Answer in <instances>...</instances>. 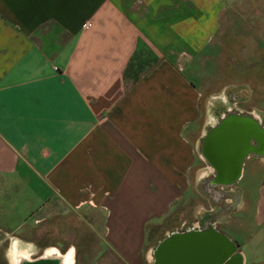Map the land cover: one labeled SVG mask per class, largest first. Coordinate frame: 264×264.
Segmentation results:
<instances>
[{
	"label": "crops",
	"instance_id": "0c3cea01",
	"mask_svg": "<svg viewBox=\"0 0 264 264\" xmlns=\"http://www.w3.org/2000/svg\"><path fill=\"white\" fill-rule=\"evenodd\" d=\"M231 1L0 0V198L30 193L23 210L1 213L0 248L14 238L30 246V223L58 233L69 223L96 238L90 264L154 263L176 204L204 177L200 143L218 121L186 64L208 54ZM257 166L249 174L261 184L240 200L258 233L224 221L246 216L243 207L213 220L255 242L249 255L239 249L244 264H264Z\"/></svg>",
	"mask_w": 264,
	"mask_h": 264
},
{
	"label": "rangeland",
	"instance_id": "374dc122",
	"mask_svg": "<svg viewBox=\"0 0 264 264\" xmlns=\"http://www.w3.org/2000/svg\"><path fill=\"white\" fill-rule=\"evenodd\" d=\"M206 53L208 54L201 57L198 61L186 64L185 74L197 86L202 85L205 96L203 110H206L208 118L218 117L219 111L231 108L234 103V106L239 111L256 113L264 119V0H232L224 12L221 32ZM197 69L200 70L201 83H199L200 79L195 77L194 70L197 71ZM248 163L251 166L257 162L250 160ZM197 165V168H200L204 166V162L198 160ZM257 168L261 169L259 165ZM200 173L204 177L208 175L207 170L204 173ZM249 173L247 168L244 177L237 185L240 195H238L239 198H237L235 203L223 200L217 202L208 197L205 178H197L196 180L194 177L186 198L176 204V210L170 220L172 224L171 228H169L172 230L170 235L178 231L182 232L198 227L200 223L205 222V215H207V219L212 218L214 220L219 217L221 212H238L242 207L245 209L246 216L234 214L232 219L230 217L224 221H228L227 223L235 228L243 227L249 232H257V227L253 222V215L250 214L251 205H243L244 203L240 200V197L244 195L242 190H246L245 195L247 198V192L250 195L248 186H254L256 183L258 187L261 184L262 180L260 182H252V177ZM7 188L13 195L15 194L11 186H7ZM29 194L26 191L25 196L24 194L21 196L15 195V199L19 198L16 201L15 199H7L12 195L0 198V215L1 213L8 215L10 211H17L19 208L20 211L23 210L22 201L29 197ZM205 209L209 212L201 215ZM211 215L212 217H210ZM235 216L238 218H234ZM16 220L17 218L13 217L12 222ZM4 221H6V218L0 216V230L5 229ZM67 224L63 225L61 227L63 231L58 233L51 231L53 228L44 230L42 226L38 228L34 227L33 223H30L31 228L26 230L25 235L31 245L29 243L30 246L20 251L29 252L33 255L37 251L36 245L44 249V251L51 248L58 249L62 254L72 249L75 253V264H90L101 250L96 238L85 229L77 237V233L71 232L69 223ZM6 225L8 227L9 224ZM224 227L223 224H219V229ZM165 228H160L157 233L159 238H162L166 233ZM233 229L224 228L223 232L240 245V250L249 255L250 249L255 242L246 241L244 235L235 234ZM22 233L18 232L15 234L21 236ZM72 234L76 237L73 239L74 241L71 240ZM61 235H63L62 238H60ZM5 238L6 232L0 231V239L3 240ZM70 242L76 244L77 247H70ZM60 244H63V246L61 247ZM9 250H12V247H10L9 240H7L3 247L0 248V259L3 260L0 261V264H13V261L2 258L5 251L8 252ZM32 255L30 258L34 257ZM251 261V258H249L248 264H251Z\"/></svg>",
	"mask_w": 264,
	"mask_h": 264
},
{
	"label": "water",
	"instance_id": "95a60500",
	"mask_svg": "<svg viewBox=\"0 0 264 264\" xmlns=\"http://www.w3.org/2000/svg\"><path fill=\"white\" fill-rule=\"evenodd\" d=\"M263 132L256 121L243 115H228L211 127L204 139L202 157L216 172L215 185L231 187L238 182L239 166L253 150L251 138ZM25 264H63L61 258L42 256ZM153 264H244L239 246L221 231L172 233L154 252Z\"/></svg>",
	"mask_w": 264,
	"mask_h": 264
},
{
	"label": "flooded vegetation",
	"instance_id": "af4514ba",
	"mask_svg": "<svg viewBox=\"0 0 264 264\" xmlns=\"http://www.w3.org/2000/svg\"><path fill=\"white\" fill-rule=\"evenodd\" d=\"M228 115L246 116L256 121V123L258 124L259 130L263 132V135H261L262 137L259 140H256L254 137L251 138L250 145L252 146L253 150L247 153L246 156L240 162L239 166L236 167L239 169L238 177H237L238 182L231 187H224V186H219V185L214 184L217 172L213 167L210 166L208 161L202 157L203 162H204L203 168L207 169L208 171V175L205 179V186H206V192H207L208 197L212 198L213 200L217 202H220L222 200L226 202L228 199H231L232 203H235L237 201V198L239 197H238V194L234 192V188L239 184L240 180L244 177V174L246 173L247 168L248 170L250 169L249 168L250 165L248 163L250 160H255L258 163V165L261 168L260 169L261 171L259 173L263 175L262 170L264 169V119L261 118L260 115H257L256 113L239 111L234 106V103H233L231 108H227L224 111L218 112V117H217L218 121L213 126L217 125V123H219L221 119H223L224 117ZM211 127L207 130V132L201 139V143H200L201 156L204 151L205 136L208 133V131L211 129ZM214 226L215 224L213 220L207 219L205 222L200 223L198 227L187 229L182 232L178 231L176 233H183V232H189V231L203 232L206 230L219 231V232L221 231L219 227H214ZM13 240H14L13 242L14 246L12 247V250H11V261H13V264H25L28 262L37 261V260H40L42 256L44 255L46 257H51V258H61L63 260V264H75V253L72 249L66 252L65 254H62L58 249L51 248L47 251H44V249L36 245L37 251L36 253L32 255L29 252L20 251L18 244H17L18 240H16V238H14ZM157 247L155 248V251ZM12 253L14 254L12 255ZM31 255L34 257L30 258Z\"/></svg>",
	"mask_w": 264,
	"mask_h": 264
}]
</instances>
